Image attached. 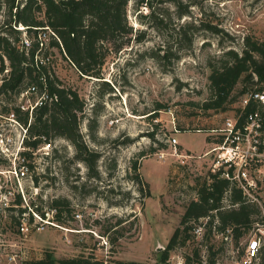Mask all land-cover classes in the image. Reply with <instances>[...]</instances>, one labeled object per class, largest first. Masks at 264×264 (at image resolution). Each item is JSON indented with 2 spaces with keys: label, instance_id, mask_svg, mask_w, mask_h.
Returning <instances> with one entry per match:
<instances>
[{
  "label": "rangeland",
  "instance_id": "obj_1",
  "mask_svg": "<svg viewBox=\"0 0 264 264\" xmlns=\"http://www.w3.org/2000/svg\"><path fill=\"white\" fill-rule=\"evenodd\" d=\"M128 1V22L136 36L108 56L100 79L82 76L58 49L49 48L50 31L41 34L51 70L85 102L80 131L100 154L99 177H90L65 139L22 156L28 152L26 133L7 119L5 109H31L39 94L0 96V264H22L49 250L58 260L92 255L107 264H157L186 207L208 181L211 158H178L170 140L176 138L179 154L195 158L212 149L209 136L233 114L243 89L237 86L236 100L225 110H205L212 67L228 50L242 53L247 37L264 41V0ZM181 11L188 13L179 16ZM23 38L31 42L25 33ZM166 49L168 58L155 57ZM7 73L0 72V85ZM141 152L147 156L139 173L149 195L141 193L132 169ZM56 200L62 201L59 220ZM37 216L54 225L38 230ZM208 223V218L190 223L195 227L191 241L174 249L168 264H188V258L200 264L195 252L201 264H209L212 252L216 264L243 262L253 229L236 242L232 234L217 231L216 221L211 228ZM22 225L29 231L23 232Z\"/></svg>",
  "mask_w": 264,
  "mask_h": 264
},
{
  "label": "trees",
  "instance_id": "obj_2",
  "mask_svg": "<svg viewBox=\"0 0 264 264\" xmlns=\"http://www.w3.org/2000/svg\"><path fill=\"white\" fill-rule=\"evenodd\" d=\"M128 5V0H0V72L8 70L0 85V96L9 93L23 95L31 88L36 89L34 93L39 94V98L47 96L31 112L30 109L22 110L20 106L5 109V113L15 114L17 121L27 129L24 145L28 152H23V156H31V150L65 139L75 147V160L86 165L90 177H99L100 154L88 146L80 131L85 102L76 90L64 86L51 70L40 36L50 30L53 34L50 35L49 48L58 49L82 76L100 79L108 56L120 52L136 36L128 22ZM187 13L181 11L179 16ZM23 33L30 38L29 45ZM160 51L156 53L157 59L169 57L170 49H166L164 55ZM209 80L210 97L203 108L207 111L225 110L232 100H236L234 94L239 84L243 85L239 92L242 96L264 81V41L247 37L242 53L236 50L225 52L219 65L212 67ZM162 108L160 106L156 110L154 118ZM151 137L154 138V133ZM208 139L213 143L211 135ZM146 156L141 152L133 160L132 169L141 193L149 195L148 184L139 173L141 160ZM196 194V199L186 207L180 226L174 231L166 250L160 253L157 264H168L170 253L191 241V231L195 227L190 223L200 219L208 218L210 228L216 221L219 233L225 234L230 229L236 242L253 229L259 209L247 202L241 191L227 180L209 176ZM22 202L19 194L17 204ZM61 204V200L53 204L56 220L60 219ZM20 211L24 213L26 209ZM42 216L45 217L44 214ZM30 220H33L31 215ZM215 255L212 252L209 264H216ZM195 257V261L201 264L198 252H195ZM187 263H192V260L188 258ZM22 264L107 263L92 255L58 260L49 250L42 258L25 260Z\"/></svg>",
  "mask_w": 264,
  "mask_h": 264
},
{
  "label": "built area",
  "instance_id": "obj_3",
  "mask_svg": "<svg viewBox=\"0 0 264 264\" xmlns=\"http://www.w3.org/2000/svg\"><path fill=\"white\" fill-rule=\"evenodd\" d=\"M50 33L53 34L51 31ZM42 39L40 36L43 47ZM25 42L27 45L30 43L29 41ZM6 71L8 72V70ZM35 91V88H31L30 92L24 93L23 96ZM46 98L47 96H44L37 100L34 106H31L30 112L35 106L42 104L41 101ZM9 115L7 116L9 121L20 124L15 114ZM23 129L27 134V129L25 127ZM211 136L213 139L212 149L206 155L198 158L179 154L176 150L178 144L176 138L170 140V143L178 158H187L192 161L210 157L208 176L216 175L220 179L227 180L241 191L247 202L259 209L260 220L255 223L253 233L245 244L243 262H236V264H259L264 258V81L249 89L239 98L233 114L226 117L221 128L215 134L211 133ZM5 147L7 150L9 149L7 144ZM21 173L23 174V171ZM37 217L40 220L37 226L38 230H43L44 224L54 225L50 220L41 216ZM202 228L203 226H199L195 232H201ZM21 230L25 233L29 231L26 225H22ZM226 234L230 236L232 231L228 229Z\"/></svg>",
  "mask_w": 264,
  "mask_h": 264
},
{
  "label": "water",
  "instance_id": "obj_4",
  "mask_svg": "<svg viewBox=\"0 0 264 264\" xmlns=\"http://www.w3.org/2000/svg\"><path fill=\"white\" fill-rule=\"evenodd\" d=\"M21 30H23V29H21Z\"/></svg>",
  "mask_w": 264,
  "mask_h": 264
}]
</instances>
